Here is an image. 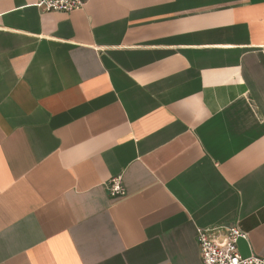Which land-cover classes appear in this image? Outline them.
Here are the masks:
<instances>
[{
    "label": "crops",
    "instance_id": "obj_1",
    "mask_svg": "<svg viewBox=\"0 0 264 264\" xmlns=\"http://www.w3.org/2000/svg\"><path fill=\"white\" fill-rule=\"evenodd\" d=\"M38 1L0 0V264L264 259V0Z\"/></svg>",
    "mask_w": 264,
    "mask_h": 264
},
{
    "label": "built area",
    "instance_id": "obj_2",
    "mask_svg": "<svg viewBox=\"0 0 264 264\" xmlns=\"http://www.w3.org/2000/svg\"><path fill=\"white\" fill-rule=\"evenodd\" d=\"M84 7L83 0H39L37 8L42 12L73 13ZM112 197L124 195L122 178H114L108 185ZM247 236L239 228H228L221 239L212 237L208 231L199 230L197 241L202 264H264L258 257L243 258L238 252V242Z\"/></svg>",
    "mask_w": 264,
    "mask_h": 264
}]
</instances>
